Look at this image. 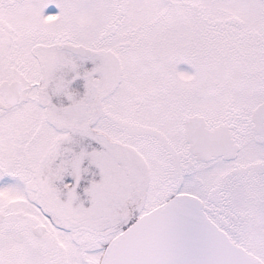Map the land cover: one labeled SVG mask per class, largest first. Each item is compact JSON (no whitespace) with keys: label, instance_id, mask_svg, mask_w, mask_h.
I'll return each instance as SVG.
<instances>
[{"label":"snow or ice","instance_id":"6c2138e0","mask_svg":"<svg viewBox=\"0 0 264 264\" xmlns=\"http://www.w3.org/2000/svg\"><path fill=\"white\" fill-rule=\"evenodd\" d=\"M0 264H264V0H0Z\"/></svg>","mask_w":264,"mask_h":264},{"label":"rangeland","instance_id":"374dc122","mask_svg":"<svg viewBox=\"0 0 264 264\" xmlns=\"http://www.w3.org/2000/svg\"><path fill=\"white\" fill-rule=\"evenodd\" d=\"M181 68H182L183 70H186V71H189V72L191 71V69L188 68V66H186V65H182Z\"/></svg>","mask_w":264,"mask_h":264}]
</instances>
